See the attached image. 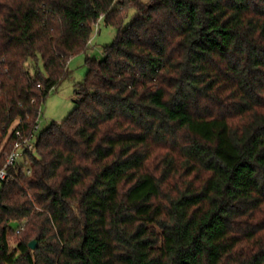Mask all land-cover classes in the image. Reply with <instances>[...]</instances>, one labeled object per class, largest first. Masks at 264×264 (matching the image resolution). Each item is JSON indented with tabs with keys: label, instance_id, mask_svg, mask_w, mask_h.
Returning a JSON list of instances; mask_svg holds the SVG:
<instances>
[{
	"label": "trees",
	"instance_id": "1",
	"mask_svg": "<svg viewBox=\"0 0 264 264\" xmlns=\"http://www.w3.org/2000/svg\"><path fill=\"white\" fill-rule=\"evenodd\" d=\"M101 22L76 107L35 130ZM32 135L0 264H264V0H0V169Z\"/></svg>",
	"mask_w": 264,
	"mask_h": 264
},
{
	"label": "rangeland",
	"instance_id": "2",
	"mask_svg": "<svg viewBox=\"0 0 264 264\" xmlns=\"http://www.w3.org/2000/svg\"><path fill=\"white\" fill-rule=\"evenodd\" d=\"M130 19L129 17L127 21ZM115 34V29L104 22L96 25L89 48L70 59L68 63V76L56 88L51 90L43 102L38 122V131L54 121L60 122L64 120L76 107V99L78 97L76 93L77 85L86 78L89 70L87 58L102 60L105 57L104 47L113 41ZM39 66L43 70L41 62ZM25 159H27V155L23 153L19 156L18 161L23 163ZM14 226L16 225L14 224Z\"/></svg>",
	"mask_w": 264,
	"mask_h": 264
},
{
	"label": "built area",
	"instance_id": "3",
	"mask_svg": "<svg viewBox=\"0 0 264 264\" xmlns=\"http://www.w3.org/2000/svg\"><path fill=\"white\" fill-rule=\"evenodd\" d=\"M38 128L39 126L37 125L35 127V130H37ZM33 139L34 135H32L31 138L26 137L21 142L15 143L12 152L8 155L6 159L5 165L0 169V180L6 179L8 177L6 167L15 164L18 161L19 156L24 153V147L33 148ZM20 149H22V151H20ZM27 172L30 173V169H28ZM22 228L23 227L17 228L16 232L18 233Z\"/></svg>",
	"mask_w": 264,
	"mask_h": 264
},
{
	"label": "water",
	"instance_id": "4",
	"mask_svg": "<svg viewBox=\"0 0 264 264\" xmlns=\"http://www.w3.org/2000/svg\"><path fill=\"white\" fill-rule=\"evenodd\" d=\"M29 247L32 248V249H36L37 247V240L36 239H33L29 242Z\"/></svg>",
	"mask_w": 264,
	"mask_h": 264
}]
</instances>
